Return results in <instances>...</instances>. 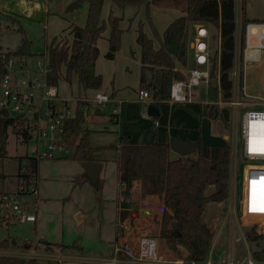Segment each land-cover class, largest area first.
Wrapping results in <instances>:
<instances>
[{
    "label": "crops",
    "instance_id": "obj_1",
    "mask_svg": "<svg viewBox=\"0 0 264 264\" xmlns=\"http://www.w3.org/2000/svg\"><path fill=\"white\" fill-rule=\"evenodd\" d=\"M109 1L112 2V0ZM110 2L108 4L110 7L109 12H106L105 6H103L102 19L107 22L109 17L108 15H111L112 13L116 17L121 18V29L123 30V33L128 30V27L129 30H133L132 38L133 41H136V44L139 47V54L136 55L135 52H131V58L135 60L131 66L136 73L133 86L123 88L122 84H117L119 86L116 87V57L114 60H108L106 58V54L109 50V27L98 40L100 54L96 61L95 72L97 75H101L103 77V88L99 92H104L112 96L114 99H121L123 101L121 122L119 124L113 125L111 129L106 124H104V122H101L102 120H100V118L103 116V109L96 107L91 111L92 107L90 104V111L93 112L92 114L94 117L90 118L91 112L89 111L90 113L88 117L89 120H91V127L89 126L90 129H86L91 132L89 140L93 146L105 148L104 150L97 152L95 155V159L97 161L96 163L102 165V170L99 177V183L102 184V202L99 203L96 189L88 179L82 164L73 160L72 154L68 153V159H63L61 158L62 156H60L54 160L38 161V195L37 197H33L34 202L37 204L33 210V212L37 214V222L23 224L28 225V227L20 235L22 240L20 238L15 239L13 237H9L8 239L12 241L11 247L8 249H0V257H15L27 260L39 259L59 262L61 264H130L126 254L123 251H119V249H121V247L130 248L132 250L135 249L137 247L139 238L146 235L152 236L157 240L161 255L165 249H168L170 255L178 256L175 251L168 246L167 241L161 236L160 233L163 216L167 161L169 156L173 158L180 157V155L172 149V143L174 140H179L182 143H198V147L199 143L202 144V146L209 148L229 147L230 124L228 122L229 119L227 120L223 117V113H229V110L223 109L221 111L218 107H216L215 103L210 105L201 103L199 106V118L200 121L208 118L200 117V114L205 106L216 107L214 117L218 116V124L223 127L222 138L225 142V145L223 146L206 145L202 139L198 138V136H196V134L193 132L189 133L186 131V129L176 128L177 124L173 120L168 119L165 124H163L162 120L157 118L159 117L161 103L157 107L152 106V104H149L148 106L145 105V108H143L142 105L140 106L138 92L140 89H142L141 82L143 73V65L141 60L142 50L137 42L140 25H142L143 31L150 38H153V36L150 33L151 31L149 27L142 23L143 18L137 14V10L126 9L120 12L118 10L119 8L115 6L113 2L112 4ZM168 3V1L157 0L153 5L156 10L155 15H153V20H155L154 25L161 35H163V33L173 21L183 15L181 14L179 16H175L176 18H172L174 17L172 16L173 14H171L168 9H166L168 7L166 6ZM0 4L1 14L5 21L8 23L11 22L8 18L12 17L25 24L29 23L30 30H35V35H37L39 33L38 31H40V36L42 37L41 40H37L31 36V39L41 42L44 44V46L50 44L55 37L63 36L64 39L69 41L72 40V36L69 34L67 29L72 25H77L76 21H84L88 14V4L80 3L78 0H0ZM126 21L130 22L129 25L126 23ZM81 25L82 23L80 26ZM252 29L253 27L251 28V31ZM51 38L52 40H50ZM252 39H250L251 45H258L259 47L261 40L253 41ZM191 40L192 38H190V43ZM102 42L106 44L108 43L104 49L105 52L103 53V58H105L106 63L113 64L112 67L107 69L108 77L105 76V70L100 68L103 63V59L101 58L102 51L100 48ZM218 44L220 46L219 39ZM191 47L192 45L190 44L189 51L192 55ZM155 48L157 50L160 48V43L158 41H155ZM192 57H190L188 53V62L189 58L193 60L191 67L182 66L181 64L178 65L179 70L184 75L188 73L189 69L194 66V58ZM125 58L130 60V57ZM260 67L261 66L259 65L258 67H254V69ZM105 77L107 80L104 86ZM74 81H76L78 84L76 76L73 77L72 82ZM110 81L111 84L108 86ZM58 87L59 100L56 101L55 104L57 109H61L65 104L73 109H76L78 107V100H90L98 93L97 91L92 90L87 92L79 91V97L75 99L63 98L60 96V90ZM129 89H132L133 91L131 94L128 93ZM90 93L95 95L91 96ZM70 103H73V106ZM162 103L171 104L168 101H164ZM151 107H154L157 110L153 111L152 115L149 111ZM179 111L180 110L177 112ZM183 120L185 121V119ZM157 121L159 122V126H156ZM181 125L188 127L184 122ZM106 129H109V131L112 132L108 133ZM121 137L127 138L128 142L126 144H121ZM29 139H35L34 135L31 134ZM155 153L165 156V171L161 177V197L157 196V194H154L153 192V178L151 172H131L125 167L126 156L136 157L144 154L149 158L148 154L155 155ZM42 162L45 163L40 167ZM85 180H87V182L76 186L77 181ZM131 182H133V184H131ZM134 182L142 183V185H139V189L143 194L142 198L145 202H147V204L148 201L151 203L155 202V204L159 202L161 207L158 224L152 230L154 233H150V235L142 234V232L150 231L151 215L148 213L141 214L140 210L131 212L130 216L133 222V234L138 232L141 233L132 235V238H130L129 225L128 222L124 220V201L128 196L130 186L132 187V191L134 190V185H136ZM144 182H146V187H148L147 190L146 188L143 189L144 187H142ZM147 182H150V185ZM18 185L19 184H17V188ZM216 187L218 186H208L205 188L204 191L206 196H211L212 194L217 193L215 190ZM14 191H16V189ZM226 200L218 203H210L207 208L211 205L214 206L211 209L210 214H208L207 217H204L203 219L204 223L211 228V232L213 234L211 244L212 251L214 244L218 240L221 226H224L225 228L229 227V224L227 225V221H225L227 220V217L224 219L225 213L229 214V205ZM212 210L214 217H212ZM222 213L224 214L222 215ZM228 216V219H233V214H229ZM234 227L235 224L229 228L230 235L231 231L234 230ZM32 238H35V240ZM6 239L7 238H0V240ZM41 240H45L57 245H74L77 248H69L64 250L57 249L54 252L48 253L43 248L38 246L37 243H39ZM21 241L22 243H20ZM35 241L36 244L34 243ZM24 243H32V246L29 247L27 244L24 245ZM212 251V255L209 256L208 259V261L210 260L212 264L234 263L232 257H229L227 263H223L221 258L217 257ZM252 253H250V257ZM187 255L188 254H185V257Z\"/></svg>",
    "mask_w": 264,
    "mask_h": 264
},
{
    "label": "trees",
    "instance_id": "obj_2",
    "mask_svg": "<svg viewBox=\"0 0 264 264\" xmlns=\"http://www.w3.org/2000/svg\"><path fill=\"white\" fill-rule=\"evenodd\" d=\"M51 1V0H49ZM80 3L87 2L89 5L86 25H72L67 30L72 36V40L64 39L63 36L55 37L50 44H47L40 56L48 54V66L50 69L48 82L51 86L58 87L59 82L64 78L69 84L73 77H77L79 91H101L103 88V77L95 72L96 61L99 57L98 40L110 29L108 38L109 50L106 54L108 60H114L121 47L123 30L121 29V18L113 13L109 16L108 22L102 19V11L105 0H78ZM157 0H112L113 4L120 9L129 6H146L148 19L152 26L153 38H150L144 31L142 25L139 27L138 44L142 50V85L141 88L149 91L153 98L152 106L157 107L160 103L169 100L172 85L176 81L184 80L185 75L179 70L178 65L187 66L188 53L190 48L189 25L203 23L209 25L219 33V48L213 52L212 57V82L211 90L219 97V87L222 98L228 101L232 98L233 82L231 73L235 67L236 57V0H172L178 7H182V16L173 21L166 31L161 35L152 23L150 16L151 6ZM245 0H243V3ZM13 25L17 26V33L21 35V44L16 50H3L0 48V75L5 70L2 52H6V59L14 58L26 61L35 57L33 43L29 37L26 27L21 21L12 17L8 18ZM264 24V22H252L244 19V25ZM213 36V35H212ZM215 37V36H214ZM155 41L160 43V48H155ZM146 72L152 73V80L148 83ZM214 82V83H213ZM217 84L214 86V84ZM78 104V111L74 119L66 123L64 137L67 154H72L73 160L80 164L96 163L95 155L104 150V147H95L89 140L90 131H83L85 117ZM148 106V105H146ZM90 107V105H89ZM215 108L205 106L202 110L201 118H213ZM111 122L119 124L111 116ZM21 125L19 119H10L0 116V158L7 155L6 145L8 139V128L10 126ZM16 131V129L14 130ZM28 142L31 136V129L22 127L16 132ZM127 138L121 137V144H126ZM144 154L136 157H125V167L128 171H148L153 178V192L161 197L162 183L161 177L165 171L164 155ZM150 159V160H147ZM230 147L209 148L199 143L195 154L187 157L173 158L169 156L166 166L164 205L161 225V236L167 241L169 247L182 259L204 263L207 261L213 234L211 228L204 223L206 208L210 203L223 202L228 197V184L230 180ZM151 166V167H150ZM26 174H18L19 180L24 178L26 188H29V181L37 176V171L33 170L32 163L27 165ZM87 182L77 181L76 186ZM135 183V182H134ZM150 185V182H147ZM133 184V182H131ZM130 184V185H131ZM132 191L130 186L128 196L124 201V220L128 222L130 238L133 234L131 212L140 210L141 214L151 215L150 231L142 234L154 233L152 230L158 224L161 205L155 202L144 201L140 191L142 183H135ZM146 182L143 183L146 187ZM208 186H218L217 193L206 196L205 188ZM99 203L102 202V184L94 185ZM132 191V192H131ZM145 202V203H144ZM146 204V205H145ZM122 230V229H121ZM120 230V231H121ZM123 231V230H122ZM121 231V232H122ZM247 240L254 246L253 259L258 263H264L263 237L256 228L248 229ZM11 240H0V249L11 247ZM29 247L32 243H24ZM46 252H54L57 249L77 248L64 244H53L45 240L37 243ZM184 246L188 250V256L181 252L180 247ZM137 251V249H134ZM164 257L170 255L168 249L162 252ZM0 264H61L59 262L45 261L39 259H20L15 257H0Z\"/></svg>",
    "mask_w": 264,
    "mask_h": 264
},
{
    "label": "built area",
    "instance_id": "obj_3",
    "mask_svg": "<svg viewBox=\"0 0 264 264\" xmlns=\"http://www.w3.org/2000/svg\"><path fill=\"white\" fill-rule=\"evenodd\" d=\"M236 23V57L232 98L228 101L223 100L219 87L221 99H218L215 104L222 107V110L228 109L237 123L235 143L232 148L230 147L229 211L234 209L235 213L239 214L243 225L257 226L256 230L263 237L264 247V212L250 211L248 189L253 179L259 180L264 177V152L249 150L250 139L253 138L258 148L264 146V93H256L249 85V73L254 67L261 65L264 54V31L258 35L251 33V28L262 27L264 24L243 26L241 13L239 18H236ZM252 36L263 37L259 47L251 45ZM211 40L210 26L203 23L195 24V33L190 43L194 66L185 74L184 80L176 81L172 85L170 98L167 100L172 105L193 104L196 101L194 89L202 85H211L213 57ZM5 54L4 51L1 55L4 58L5 70L0 75V116L6 117L1 114L2 111H6L7 117L15 113L25 119L28 127L30 122L35 123L31 133L37 139V148L29 158L31 163L54 160L62 156L67 153L64 143L66 123L75 118L78 107L73 109L65 104L61 109H57L55 104L59 100V93L57 87L51 86L48 82L50 69L47 53L41 56L38 68L29 71L26 61L6 59ZM13 77L20 78V80L15 84ZM138 94L141 105L154 102L149 91L140 89ZM79 103L83 104L81 110L85 119L88 117L91 103H95L101 109L110 107L115 121L119 120L122 114L123 103L104 92H98L93 99L81 100ZM253 124L256 125L255 130L252 128ZM156 126H159L158 121ZM27 165L20 167L19 174L27 173ZM38 187L37 176L29 181V188H26L25 180L21 178L18 191L0 194L1 226L37 222V214L31 210L27 199L37 197ZM259 195L258 190V199ZM136 248V252L123 247L119 251L126 254L130 264H212L210 260L208 261L209 255L204 263L180 259L178 256L164 257L160 254L157 240L148 235L139 238ZM248 264L259 263L249 259Z\"/></svg>",
    "mask_w": 264,
    "mask_h": 264
},
{
    "label": "rangeland",
    "instance_id": "obj_4",
    "mask_svg": "<svg viewBox=\"0 0 264 264\" xmlns=\"http://www.w3.org/2000/svg\"><path fill=\"white\" fill-rule=\"evenodd\" d=\"M163 1H168L169 3L166 5L168 6L166 9H168V11L173 14L172 18H176L175 16H179L182 14L180 8L177 6L176 2H173L172 0H163ZM109 0H105L104 2V6H105V10L106 12H109ZM86 4H88L87 2H85ZM112 4V2H110ZM1 5V4H0ZM153 6V5H152ZM151 6L150 9V16L152 19V23L155 24V20L154 16L155 15V7ZM89 8V5H88ZM118 9V8H117ZM126 9H135L137 10V14L140 15V17L143 18L142 23L144 25H146L147 27H149L150 29V33L152 36L153 35V30H152V26L149 22L148 19V10L146 8V6L143 7H136V6H129L125 9H118L120 12H122L123 10ZM154 12V13H153ZM88 13V12H87ZM241 13V18L242 21L244 23V19H248L249 21L255 22H264V0H245V2L243 3V0H236V18H239V14ZM110 14V13H109ZM88 15V14H87ZM110 16V15H108ZM109 19V17H108ZM17 20V19H16ZM86 21H87V17L85 18L84 21H76V24L80 26V24L82 23L81 26H85L86 25ZM108 22V20H107ZM126 23H128L129 25V21H126ZM22 24L26 27L29 37L31 39V36L34 37L37 40H41L42 37L40 36L41 33L40 31H38L39 33L37 35H35L36 31L35 30H30V25L29 23H23ZM155 26V25H154ZM244 26V24H243ZM15 27V29H14ZM156 28V26H155ZM17 26L11 24V22H7L5 21L4 17L1 14V6H0V48H2L3 50H16L19 45L21 44V35L17 33L16 31ZM108 29V28H107ZM157 29V28H156ZM158 30V29H157ZM188 32H189V37L193 38V34H194V25L190 24L189 28H188ZM210 30L212 32V40H211V45L213 47V51H216L219 47L218 44V38H219V33L217 30L212 29L210 27ZM262 31H264V26L262 27H253L252 29V33L254 34H260ZM132 32L133 30L130 29L128 27V30L125 31L124 34V38L122 35V39H121V47L119 52L117 53L116 56V63H117V74H116V87L119 86L117 84H122L123 88L125 87H132L133 83H134V77L136 75L135 71L133 70V67L131 66L132 63L135 62V60H133L131 58V52H135L136 55H138L139 53V47L136 44V41H133L132 38ZM159 32V31H158ZM108 33V32H107ZM160 33V32H159ZM258 34V35H259ZM35 36H39V37H35ZM215 36V37H214ZM107 37V36H106ZM263 37L257 36L254 37L253 39L251 37L252 40H261L262 41ZM32 40L33 43V52L36 54L35 57L29 58L27 60V70L29 71L30 69L32 70H36L38 68V61L41 59L40 54L43 53V50L45 48L44 44H42L41 42H38L36 40ZM52 40V38L50 39ZM264 42V41H263ZM106 45H108V43H103L100 45L101 48V58L103 59V63L102 66H100V68H102L103 70H105V76L108 77V73H107V69L112 67L113 64H109L106 63L105 58H103V53L105 52L104 49L106 47ZM189 56L192 57L191 52L189 51ZM125 57H130V60H127ZM193 58V57H192ZM192 59L189 58V62H188V67L192 66ZM260 68H255L253 71H251V73H249V85L251 87L252 90H255L256 93H264V54H263V60L262 63L260 65ZM234 71L231 73V79H234ZM263 72V73H262ZM64 79V78H63ZM20 80V78L17 77H13V81L16 84V82H18ZM65 80V79H64ZM60 81L59 82V90H60V96L63 98H77L79 97V89H78V84L76 81L72 82V85L69 83H66V81ZM106 77L104 79V86L106 84ZM112 80V79H111ZM214 83V82H213ZM111 81L108 83V86H110ZM217 84L215 83L214 86H216ZM105 88V87H104ZM15 90V88H14ZM111 90V89H110ZM195 93H196V101L193 103V105H187L186 107L184 106H175L172 104H166V103H161L160 105V113H159V117H157L158 119L162 120V123L165 124V122L170 119L176 122V128H183L186 129L187 132L191 133L193 132L194 134H196V136H198V138H201L202 141L208 145V146H223L225 145L223 138H222V131H223V127L220 126L218 124V116H215L213 118H205L203 120L200 121L199 118V106L202 104H212L217 102L218 99H221V97L219 96L218 99L217 97L214 95L213 91L211 90V87L208 85H202L200 87H196L194 89ZM132 89H129L128 93H132ZM91 96L95 95V94H91ZM95 97V96H94ZM93 97V98H94ZM91 98V99H93ZM117 101H120L123 103V101L121 99H115ZM81 101V100H78ZM73 106V103H70ZM141 106V104H140ZM143 108H145V105H142ZM91 111L97 107V105L95 103H91ZM184 107V108H183ZM188 107V108H187ZM216 107L219 108V110L222 111V107L217 106ZM181 108V109H180ZM226 109V108H224ZM178 110L183 111V112H177ZM90 111V110H89ZM90 111V112H91ZM148 111V110H147ZM88 112V115L89 113ZM93 112H91L90 118L94 117ZM103 116L100 118V120H102L101 122H104V124H106L110 129L113 127L112 122H110L111 120V116H113L112 114V110L111 108H104L103 109ZM223 117L225 119H229L228 122L230 124V142H229V147H233L234 143H235V131H236V127H237V123L234 119L233 114L225 112L223 113ZM10 119H19L21 122V125H16L14 126H10L8 128V139H7V145H6V152L7 155L5 157H1L0 158V194L2 193H7L11 190L12 193L18 191L17 188V184H19V169L21 166L30 164V160L29 158L32 156L33 153H35L36 148H37V139L35 137V139H30L27 143L24 142V139L19 136L16 132L20 131L22 129V127L26 126V128L32 129L34 128V122H30V126L28 127V125L26 124V121H24L25 119H22L19 117L18 114L15 113H11L9 116ZM185 119V121L183 120ZM90 121L89 117L88 119L84 122L83 124V131H85L86 129H90ZM185 123V125H187L188 127H185L184 125L182 126V123ZM106 125H104L105 127H107ZM90 126V127H89ZM104 127V128H105ZM103 128V130H104ZM16 129V131H14ZM108 131V133H111L112 131H109V129H106ZM105 131V130H104ZM34 135V134H32ZM45 162H42L40 167L42 166V164H44ZM229 185V184H228ZM19 187V185H18ZM16 189V191H14ZM249 189V198L251 195V185H249L248 187ZM229 196L227 198V203ZM28 203H30V208L33 211L35 209V206H37V204L34 202V198H28L27 199ZM30 201V202H29ZM214 205H211L207 208V211L205 213V218L207 217L208 214H210L211 209L213 208ZM226 212V211H225ZM229 214H233V219H228V215L227 213H225L224 219L227 217V225L229 224V227H224L221 226L220 230H219V235H218V240L216 241V243L214 244V248L213 247V251L211 250L212 245L210 246V251L208 253L209 256H211V251L213 253H215V255L217 257H220L223 263H227L229 257L233 258V262L234 264H248L249 259H252V261L256 262L252 255L250 257V253H252L254 251V246L250 243L247 242L246 237H245V232L249 229L252 228H256L257 226L254 224H248V225H243L241 223V219L239 217L238 213H235L234 209H232L231 211H228ZM212 217H214L213 214V210H212ZM224 213H222L223 215ZM1 212H0V221H1ZM227 215V216H226ZM235 224L234 230L231 231V235H230V229L233 225ZM28 225H22V224H12V225H4L1 226L0 224V238L5 239V238H9V237H13V238H20V235L23 231H25L27 229ZM31 233V232H30ZM150 235V233H149ZM33 240H35V238H32ZM22 240V239H21ZM22 243V241L20 242ZM36 244V241L34 242ZM168 244V243H167ZM169 246V245H168ZM137 249V248H135ZM180 250L182 253L187 254L188 250L184 247L181 246ZM133 251H135L133 249ZM136 252V251H135ZM249 252V253H248ZM188 256V255H187ZM186 256V257H187ZM179 257V256H178ZM180 258V257H179ZM182 259V258H180ZM209 259V258H208ZM243 260V261H242ZM259 264H264V263H259Z\"/></svg>",
    "mask_w": 264,
    "mask_h": 264
},
{
    "label": "water",
    "instance_id": "obj_5",
    "mask_svg": "<svg viewBox=\"0 0 264 264\" xmlns=\"http://www.w3.org/2000/svg\"><path fill=\"white\" fill-rule=\"evenodd\" d=\"M146 76L148 79V83H150V81L152 80V73L146 72ZM155 110L156 109L154 107H151L149 109L150 114L152 115L153 111H155ZM1 114L5 115L6 117L8 116V113L6 111H2ZM171 147L174 151H176L180 155V157H187V156L193 155L197 152L198 143H195V142L182 143L179 140H174ZM61 158L68 159L69 155L67 153H64V154H62ZM82 166H83V168L86 172V175H87L88 179L90 180V182L93 185L97 184L99 181L101 170H102V165L99 163H88V164H83ZM32 167H33L34 171H37V162L36 161H33Z\"/></svg>",
    "mask_w": 264,
    "mask_h": 264
},
{
    "label": "snow or ice",
    "instance_id": "obj_6",
    "mask_svg": "<svg viewBox=\"0 0 264 264\" xmlns=\"http://www.w3.org/2000/svg\"><path fill=\"white\" fill-rule=\"evenodd\" d=\"M253 130H255L256 125H252ZM249 150L252 152L261 151L264 152V146L257 147L255 139H250ZM251 185V195H250V211L264 212V177H261L259 180L253 179L250 182ZM258 190H259V199H258Z\"/></svg>",
    "mask_w": 264,
    "mask_h": 264
}]
</instances>
